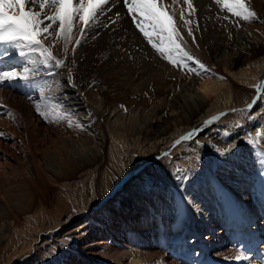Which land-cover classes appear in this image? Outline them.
<instances>
[{"label":"rangeland","instance_id":"1","mask_svg":"<svg viewBox=\"0 0 264 264\" xmlns=\"http://www.w3.org/2000/svg\"><path fill=\"white\" fill-rule=\"evenodd\" d=\"M165 3H169L168 5L171 6L172 0H169V2L165 0ZM193 4L196 8L195 13L189 16L186 11L185 18L193 21L191 27L196 38L195 43H193L192 37H189L185 33L187 32V27L183 26V21L179 19L180 8L183 7L186 9V5H183V0L172 5L171 8L174 7L176 9L175 19L177 27L179 28L180 26V28H183L180 31L186 41L184 47L206 65L209 69L207 75H190L182 68L169 64L151 48L142 34L136 29L131 17L127 14V9L123 5L122 0H109V3L99 13L92 27L87 29L84 39L75 53L71 51L72 45H70V50L66 57L63 52L62 41L57 42L55 47H53V54L57 59H65V66L63 68H43V66H39L38 74L32 83L26 84L22 81H14L0 84V132H3V135H0V197L6 201L8 193L13 195L22 192L28 193L27 191L29 189L32 193H40L42 195V209L40 210V207L33 209L30 215L32 217L36 216V221L38 222L41 220L51 221L54 227L39 233L36 246L40 247L42 245V237L47 238V241L52 244L50 248H57L68 242L65 239L63 240L62 237L56 238L57 235H61V232L64 233L67 226L60 223L55 225V209L58 210L64 202L67 205L71 200L68 197L69 190L63 187L62 183L66 182L74 185L78 181H83L84 177L81 178V176L84 171L80 167L72 177L68 178L70 180H58L57 176L51 171V168L56 164L53 159L57 152L59 154H64L63 151L68 152L71 162L77 161L80 158L81 153L78 149H81V144H83L81 139H83L84 134L85 136H91L93 138V134L96 131L108 132L107 129L109 127H106V124L104 125L102 113L100 111L97 112L98 103L102 107H105L103 110H112L111 112L113 114L116 112L115 114L117 115V112H119V119H122L124 114L126 115L130 110L135 111L131 115L140 117H145L149 112V114L157 113L156 120H153L154 123L150 135L140 137L141 144L143 140H149L143 143L148 145V147H145L148 149L149 145L150 149H152L151 143L154 142V138L160 132L163 131L166 136H171L174 134L176 128H182L186 125L185 120L191 115L189 111L184 112L188 109L183 101L184 99L187 100L186 92L194 83L199 85L203 81L208 80H219L220 82L226 83L228 88L223 91L228 92L230 101L234 107L213 112L210 118L217 116L219 119L204 127L201 131L203 134H197L194 130L187 131L180 135V137L188 133H192V137L183 140L180 144H175L180 137L174 139L167 153L159 155L156 151H153V154L151 153L139 165L136 174L127 170L125 172V178L119 175L118 165L115 164V166L114 162L110 161L109 151L111 141L107 137L108 140L106 139L104 153L98 163V169L95 175L96 191L98 193V197L94 200L96 203L90 207L88 206L78 216V221L83 220L90 214L93 215L100 212L108 202L107 198L101 197L104 181L109 183L115 181V184L120 182L123 190H125L126 185L128 186L132 183L131 178L135 179L143 172L152 176L155 181L163 180L172 186L175 192L170 195L174 199L177 198V201L195 197L196 188L201 183H205L202 178L194 181L191 179L186 181L182 186V191L178 192L175 184L179 180V176H177L179 175V171L173 169L172 171H166V169H171L168 165L167 158H170L174 152H178L180 148L181 150H183L182 148H186L187 153L190 156H194L200 166L205 167V175H209L211 167H214V161L212 162L208 155L204 156L199 150L192 148L195 143L198 145L206 144L216 146L221 141L230 143L232 139L237 142H246L250 146V149L252 148L254 150L259 159V165L264 168V157L258 154V151H260L259 146L249 142L254 135L253 133L264 128V124L261 123V120L264 119V114L259 113L258 116L254 115L257 112L254 109L257 106H261L260 104L264 105V98H261L264 96V92L257 94L255 90L257 85L264 82V70H262L264 64V34L260 29L255 27L257 22H242L230 14H227L228 19H225L224 16L226 13L215 4L214 0H193ZM250 25V29H245V27H250ZM184 27L186 28L184 29ZM78 37L79 33L77 32L75 38ZM247 37L250 40L245 39ZM253 46L255 48H251ZM5 47L8 48L7 45ZM12 51L9 52L10 55H5V52L0 51V67L3 70L13 67L20 70L23 66V58L19 56L16 50L13 49ZM244 54L245 56L243 57ZM231 59H238L239 62L228 71V68H226L227 62ZM258 72H263V74L261 73L260 80L254 85L247 86L244 82L238 80L239 76L242 75L241 73L249 75L250 73L255 74ZM69 74L72 77L71 81L74 83L77 93L79 91L78 98L80 103L85 105V109L80 110L81 114L77 111L73 116L62 106H57L52 101L53 97L51 95V89L54 86L55 80L58 79V83H61L63 79L69 81L67 79ZM156 76L159 77L156 78ZM61 77L63 78L62 80L59 79ZM220 77H223V79ZM97 97L102 101L99 102ZM175 97L177 100H180L179 105L183 106L185 110H178L175 114H171L166 111V108L174 102ZM212 98L209 97L206 103H214L215 99L212 100ZM88 104L93 108L88 106ZM249 104L252 105L251 108H249ZM37 105L41 106L42 111L48 113L49 119L46 120L37 113ZM150 108H152V111ZM260 109L261 107L258 108V110ZM57 112H68L70 116L60 119L56 117ZM143 113H145V116ZM68 118L74 122L73 127L68 126ZM2 121H4L3 124L1 123ZM75 122H79L83 127H76ZM231 126L235 130L231 132L226 131ZM110 128L112 129V127ZM34 129H38V131L36 132ZM108 130L111 131L110 129ZM11 133L13 134L12 136ZM41 137L45 140H41ZM74 144L75 149L70 148ZM129 147L132 150L136 149L132 144ZM130 148L128 149L131 150ZM33 155L37 161L41 160L40 158H45L46 161L43 160L45 161L43 162V168L53 182L46 181L36 188L31 187L28 189L21 181L26 180V178H23V175L28 176L30 179L35 176L34 162L31 159ZM117 167L118 169H116ZM163 173L165 174L163 175ZM147 193L148 195L155 194L150 188H148ZM117 195L115 194L114 196L116 197ZM63 196L64 198H62ZM119 207L123 211L125 218L133 221V224H135L133 217L137 214V209L139 208L137 200L131 197L121 199ZM108 213L110 214V212ZM23 218L21 216L18 231H20L21 227L25 226ZM227 219L226 216H221L218 227H222ZM1 224L2 222L0 221ZM31 224L29 222L28 229L32 227L30 226ZM29 237L27 236V240L30 239ZM57 241H60V243ZM31 250L30 253L32 255L29 253L24 256L21 262L28 259L37 260L39 258L37 255L38 251L34 248H31ZM52 264H56V261L52 262Z\"/></svg>","mask_w":264,"mask_h":264},{"label":"bare ground","instance_id":"2","mask_svg":"<svg viewBox=\"0 0 264 264\" xmlns=\"http://www.w3.org/2000/svg\"><path fill=\"white\" fill-rule=\"evenodd\" d=\"M249 4L258 14V19L250 22H257L255 27L264 34V0H249ZM250 28L251 25L245 27L247 30ZM180 29L183 30L179 26ZM245 39L250 40L249 37ZM5 49H8L7 54L9 55V52H13V49L0 45V51L5 52ZM231 60L227 62L228 71L239 62L238 59ZM0 70L3 69L0 67ZM262 70H264V64ZM263 72L249 75L244 72L238 80L247 86L254 85L260 80ZM63 80L61 83H58V79L55 80L51 89L52 101L57 106L65 108L73 116L77 111L80 113V110L85 109V105L80 103L79 91L77 93L74 83ZM202 88L208 91H201ZM226 88L228 85L219 80L203 81L199 85L194 83L189 89L187 88V100L183 101L188 109L186 111L183 106L179 105L180 100L175 97L174 102L167 106L166 111L171 114H175L178 110H183L185 113L189 111L191 116L186 118V125L175 129L173 135L166 136L163 131L160 132L154 138V142L151 141L152 149L150 145L149 149L145 148L148 145L143 144L145 141L143 139L141 144L140 137L150 135L157 113L149 114L147 109L149 113L146 116L143 113L145 117H140L131 115L135 111L130 110L126 115L124 114L122 119H119V112L117 115L114 110V114L112 110H103L105 107L98 103L97 112L102 113L104 125L106 124L105 126H108L111 131L108 129V132L96 131L93 138L84 134L81 139L83 144H81V149H78L81 156L77 161L71 162L70 154L66 151H63L64 154L54 151L57 154H53L55 157L53 161L56 164L54 163L55 166L51 168V171L58 180L72 177L80 167L84 171L81 176L84 180L81 182L78 181L74 185L61 182L62 186L69 190L68 197L71 200L67 205L64 202L58 210L55 209V225L60 223L67 226L64 230L65 234L61 232V235H57L56 238L62 237L68 242L66 241L67 243L57 248H50L52 244L47 241V238L42 237V245L36 246L39 233L54 226L51 221L38 222L36 216L30 215L33 209L38 207L42 209L43 197L40 193L30 192L29 188H36L46 181H53L43 168L45 158L37 161L33 155L31 159L34 162L35 176L30 179L23 175L26 180L21 181L28 187V191L27 188L25 189L28 193L22 192L17 195L8 193L6 201L0 197V221L2 222L0 225V264H52L54 261L56 264H264V168L259 165V159L254 150L247 145L248 143L237 142L234 139L230 143L221 141L216 146L198 145L197 143L192 146L204 156L208 155L212 162L214 161V167H211L209 175H205V167L200 166L198 160L187 153L186 148L172 152V156L167 158L171 169H166V171H172V169L179 171L177 175L179 180L176 186L174 185L178 192L182 191V186L190 179L194 181L202 178L205 181L198 187L196 186L197 188L195 187V197L177 201V198L174 199L170 195L175 192L172 186L163 180L155 181L152 176L143 172L137 178H131L132 183L130 181L131 184L126 185L125 190L120 182L115 184V181L111 183L104 181L101 197L107 198L108 201L104 208L96 214L86 216L83 220H77L88 206L96 203L94 200L98 197V193L95 175L104 153L107 137L111 141L109 158L114 165H118L119 169L118 167L116 169L119 175L125 178L127 170L136 174L139 165L153 151L159 155L167 153L174 139L183 133L194 130L200 134L202 129L208 125L204 122L211 119L213 112L233 108L228 92L223 91ZM209 97H213L212 100L215 99L214 103H206ZM260 105L254 109L257 111L255 116L259 113L264 114V105ZM88 106L92 107L89 104ZM259 107H261L260 110H258ZM150 109L152 111V108ZM1 123L3 124L4 121ZM261 123L264 124V119ZM234 130L232 126L226 129L228 132ZM34 131L37 132L38 129ZM257 132L264 133V128L253 133L251 141L256 140ZM254 143L259 146L258 154L264 157V139L256 140ZM130 144L136 149L132 150L129 147ZM74 146L75 144L70 148L75 149ZM148 188L152 189L155 194L148 195ZM115 194L118 195L115 197ZM127 197L136 199L139 204L138 212L133 217L135 224L125 218L119 207L121 199ZM21 216L24 217L25 226L18 231ZM221 216H226L228 219L222 227H218ZM29 222L32 223L30 229H28ZM27 236H30L29 242ZM31 248L38 251L39 258L21 262L22 258L32 251ZM238 250L244 251L248 259L236 262L233 257Z\"/></svg>","mask_w":264,"mask_h":264},{"label":"snow or ice","instance_id":"3","mask_svg":"<svg viewBox=\"0 0 264 264\" xmlns=\"http://www.w3.org/2000/svg\"><path fill=\"white\" fill-rule=\"evenodd\" d=\"M122 2L136 29L160 57L190 75L208 74L209 69L206 65L184 47L186 41L177 27L174 7L170 10V5L165 3V0H122ZM179 2L180 0H172L173 5ZM214 2L226 13L225 19H228L227 14L244 22L258 19V14L250 6L249 0H214ZM108 3L109 0H0V45H7L16 50L23 58V66L20 70L15 67L0 70V84L14 81L32 83L38 74L39 66L63 68L65 59H57L53 54V47L57 42L62 41L66 57L70 45H72L71 51L75 53L87 29L92 27L99 13ZM183 5H186V9L180 8L179 19L187 27V35L192 37L195 43L196 38L191 27L193 21L186 19L185 13L187 11V15L191 16L196 8L193 0H183ZM77 32L79 37L75 38ZM4 54L7 55V50ZM68 79L71 82L70 74ZM255 90L257 94L264 92V82L257 85ZM201 91L208 90L202 88ZM251 107L252 105L249 104V108ZM36 111L42 118L49 119L48 113L42 111L41 106L37 105ZM69 116L70 114L66 112L56 113V117L60 119ZM218 119L219 117L214 116L204 123L210 124ZM67 122L69 127L74 126L70 118ZM75 126L83 127L79 122H75ZM0 135L3 133L0 132ZM191 137L192 133L181 136L175 144H180ZM259 139H264V133L257 132L256 140ZM256 140L249 142L254 143ZM233 259L240 262L247 260L248 257L244 251L238 250Z\"/></svg>","mask_w":264,"mask_h":264}]
</instances>
